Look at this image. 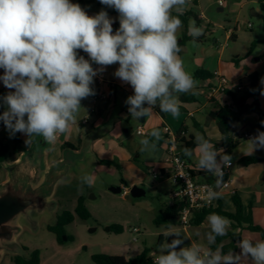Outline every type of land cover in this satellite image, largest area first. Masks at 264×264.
I'll return each mask as SVG.
<instances>
[{
  "label": "clouds",
  "instance_id": "1",
  "mask_svg": "<svg viewBox=\"0 0 264 264\" xmlns=\"http://www.w3.org/2000/svg\"><path fill=\"white\" fill-rule=\"evenodd\" d=\"M100 3L119 13V28L115 32L113 19L106 11L90 16L71 0H0V69H3L0 81L14 90L0 98L6 106L0 121L10 137L23 133L28 137L27 144L37 137L47 144L55 143L59 134L67 133L77 123L81 101L95 94L91 87L94 77L105 66L117 63L114 76L130 84L134 91L125 103L136 120L150 116L157 106L161 112L178 117L180 94H195L197 82L185 70L177 37L182 27L179 17L186 11L189 0H100ZM188 34L195 42L203 35V29L190 19ZM78 50H83L90 59L79 55ZM93 63L101 67L94 69ZM161 138V131L154 128L139 141L140 152H154ZM247 145L250 154L264 149V131L250 137ZM183 152L187 157L193 155L187 148ZM195 152L196 167L216 177L219 186L223 168L231 166V156L216 149L202 135L196 137ZM92 183L93 174H86L81 178L80 188L85 184L91 187ZM218 196L208 188L209 201ZM207 222L208 245L215 243L217 236L227 235L232 223L217 213L209 214ZM163 235L176 238L161 243L159 251L151 254L153 264H242L248 258L254 264H264V240L242 238L237 244L239 254L231 250L224 254L222 247L215 250L199 244L179 247L183 238L178 231H165Z\"/></svg>",
  "mask_w": 264,
  "mask_h": 264
},
{
  "label": "crops",
  "instance_id": "2",
  "mask_svg": "<svg viewBox=\"0 0 264 264\" xmlns=\"http://www.w3.org/2000/svg\"><path fill=\"white\" fill-rule=\"evenodd\" d=\"M71 2L79 3L90 16L104 10L113 19L112 27L119 25V13H109L108 10L115 9L101 4L100 0H71ZM214 10L217 12L214 13ZM189 14L195 17L187 16ZM179 18L182 21V27L177 31L178 43L181 47L179 56L183 59L185 70L192 76L198 70H205L213 75L212 79L196 80L195 94L189 92L194 95L196 102L183 104L180 101L181 111L178 117H173L171 113H164V116H161L157 106L153 108L150 116L136 120L130 114L126 115L129 106L125 101L128 96L134 94L131 85L114 76L119 67L118 63L105 66L104 71L98 72L94 77L91 85L95 94L81 101V109L76 116L77 123L71 125L67 133L59 134L55 143L47 144L42 137H37L27 144L28 137L23 133H17L19 143L13 146L9 141L13 136L10 137L5 126L0 127V147L7 145L18 152L2 167L9 175V179L2 182L3 188L9 184L12 177L23 179L27 177L34 189L48 186L50 195L46 202L59 204L56 199L59 186L70 182V178H73L79 169L81 170L80 165L90 162L89 160L95 157L103 167L106 165H103L101 160L112 162L121 169L122 191L127 188L122 181L126 184L127 180H130L132 185L144 188V179L150 175V172L157 171L162 177H168L170 166L167 159L173 142L193 167L197 180L201 183L215 184L216 177L196 167L198 154L195 149L192 150L191 157L185 156L180 151L182 148L178 144V133L184 129L182 137L187 141L194 138L196 142L197 136L190 130V123H193L199 135L210 142H220L223 139L218 124L227 115L226 108L232 106L233 98L227 93L217 91L219 77L215 73L227 80V92L237 97L248 98L253 83L260 87L264 85L262 83L264 60L259 49L261 42L264 44V0H226L224 7H219L217 0H189L186 11ZM190 19L195 20L196 26L203 29V35L195 42L188 34ZM251 19L256 20L258 32ZM248 24H253L252 29L248 28ZM78 53L85 54L90 59L83 50H78ZM92 66L94 69L101 67L95 63ZM0 75H3V69H0ZM239 87L242 88L241 91H238ZM0 91L5 96L9 91L14 90L7 89L0 81ZM247 103L253 104L254 101L248 98ZM255 104L264 112V95L259 96L258 103ZM3 107L5 111L6 106ZM84 120H87V123H84ZM262 121L264 118L258 114L248 112L232 125L230 136L239 144L229 152L223 148V153L231 156L233 167L227 174L229 187L218 190L217 205L219 206L221 202L223 211L235 213L233 196L237 194L242 200L244 215L250 214L255 225L264 229V149H258L250 154L248 139L245 138L246 135L255 136L258 131H264ZM132 122H135L136 129H133ZM139 127H143L146 135L137 134L136 130ZM165 127L170 128L172 135L164 133ZM154 128H158L162 133L156 150L152 153H141L139 141L148 136ZM159 142H161L160 146ZM245 157H254L259 162L248 167H239V162ZM217 160H220V156ZM171 192H169L170 202L165 204V209L162 211L177 203L172 198ZM188 227L193 228L191 225ZM197 229H199L198 233L187 230L184 235L189 246L205 244V248L225 249L232 243V240L227 238L208 245L206 234L210 231V226L207 221ZM230 231H232V223L228 228V232ZM242 238L262 240L259 234L249 231H242ZM16 245L18 244L14 237L9 246ZM240 251L237 247L236 253L239 254ZM4 252L6 254L5 250ZM5 254L2 253V259ZM14 256L21 255L15 251L11 257ZM242 264H254V262L248 258L243 260Z\"/></svg>",
  "mask_w": 264,
  "mask_h": 264
},
{
  "label": "rangeland",
  "instance_id": "3",
  "mask_svg": "<svg viewBox=\"0 0 264 264\" xmlns=\"http://www.w3.org/2000/svg\"><path fill=\"white\" fill-rule=\"evenodd\" d=\"M216 12L217 10H214V13ZM251 21L256 25L255 29L258 32L256 20L251 19ZM261 43L259 49L264 60V44ZM132 123H134L133 129H136L135 122ZM190 130L196 136L199 135L193 123H190ZM9 141L11 145L16 146L12 138ZM183 150L180 149L181 152ZM89 161L80 165L81 170L79 169L80 171L78 170L73 178H70V182L59 186L56 194L59 204L45 201L42 210L26 206L18 212L17 220L13 222L17 227L15 242L18 245L15 249L14 246H9L11 242L0 244L1 253L5 254L4 250L6 251L0 264H14L11 255L15 251L24 257L38 251L40 264H95L92 256L100 254L133 259L145 249L150 250L151 253L158 252L161 243L165 241L170 243L176 238L173 235L165 237L163 235L165 231L180 232L183 244L179 247L189 246L184 235L187 230L198 233L197 227L167 228L155 222L157 215L165 209V204L170 202L169 192L175 188L170 178L162 177L157 171L150 172V175L144 179V188L142 187L147 197L134 199L130 190L136 185H132L130 180H127L128 183L125 184L127 188L121 193L110 190L113 186L121 187L120 170L101 166L96 157ZM86 174H93V183L91 187L85 184L81 189V178ZM26 178L20 179L26 183L25 188L33 187ZM8 179L7 170L0 169V194L4 189L2 182ZM81 197L85 199V207L91 217L83 220L76 215L75 221L63 229L62 239L67 238V241L60 243L57 235L50 232L48 227L56 225L57 217L61 213L65 211L74 213ZM115 226L122 228L123 232L117 234L113 229ZM135 229L141 233H134ZM201 246L206 247L205 244Z\"/></svg>",
  "mask_w": 264,
  "mask_h": 264
},
{
  "label": "trees",
  "instance_id": "4",
  "mask_svg": "<svg viewBox=\"0 0 264 264\" xmlns=\"http://www.w3.org/2000/svg\"><path fill=\"white\" fill-rule=\"evenodd\" d=\"M109 13H118L116 10H108ZM187 16H194L193 14H189ZM195 17V16H194ZM187 18V17H185ZM119 28V25L115 26L113 28V31L117 30ZM193 78L195 80L202 79V80H208L212 79L213 75L210 74L208 71L205 70H198L193 75ZM262 92H264V85L258 86L255 83L252 84L251 90L249 93L248 98L253 99V104H248L247 99L243 98L241 96L237 97L236 95H233L230 92H225L227 95L232 96L233 98V104L231 107L226 108L227 115L223 117V119L219 122L218 127L223 135V139L220 142H214L216 149H227V151H231L232 149L236 148L239 144L238 141H234L230 136V129L234 123L240 120V118L248 112H253L258 114L261 118H264V112L259 108V106H256L255 103H258V98L261 96ZM3 97V92L0 91V98ZM180 101L183 104H191L196 102L194 95L189 93L180 94ZM4 111V107L2 104V101H0V114H2ZM181 111V109H180ZM158 113L161 116H164V113L160 110ZM2 121H0V127H4ZM197 126V124H196ZM184 129H182L178 133V144L182 149H190L194 150L196 148V142L194 138H191L190 140H185L182 136L184 133ZM13 140L15 143H19V140L17 138V133L13 136ZM212 143V142H211ZM161 145V142H159V146ZM68 146V145H67ZM17 150H12L7 145H2L0 147V169H2L3 165L12 160L15 155H17ZM259 160L254 157H245L243 158L238 166L239 167H248L250 165L258 163ZM101 163L103 165L109 166V167H116L118 170L121 171V169L109 161L101 160ZM163 173V172H162ZM203 175V174H202ZM212 179V178H210ZM217 179H215L216 182ZM228 181L227 176L222 177V181L219 184L220 186L223 185L225 182ZM122 184L125 185V182L122 181ZM233 201L236 205V212L235 213H228L222 210V203H219V206L216 209H210V210H202L199 212H196L194 216L191 219V226L193 227H199L206 223L207 216L211 213H217L221 216L227 217L230 221H232V231L228 232L225 236H217L216 241L219 243L221 240L230 238L232 240L231 245L228 248L223 249V253L226 254L228 251H233L236 253L237 251V243L242 239V231H249L252 233H257L261 236L262 240H264V229L260 226L255 225L253 222L252 216L249 214L247 216L244 215V207L242 204L241 198L235 194L233 196ZM185 202H177L174 205L170 206L165 211H161L159 215H157L155 222L158 225H164L167 228L171 227H177L181 226L179 223L180 215L185 207ZM76 215L80 217L83 220H87L91 217L90 213L85 207V199L81 197L78 201V207L74 213L65 211L58 215L57 217V223L55 226H49L48 230L54 234L57 235V240L60 243L64 242V239H62L63 236V229L67 225L73 223L75 221ZM115 232L117 234H121L123 232V229L115 226L113 227ZM239 232H236L238 231ZM67 241V240H65ZM212 250H215V247H211ZM27 251V250H25ZM151 251L148 249H145L139 256L133 258V259H127L122 256H109V255H93L92 261L95 264H153L154 258L151 256ZM14 264H40V253L38 251H34L30 253L27 257L24 256H14L12 258Z\"/></svg>",
  "mask_w": 264,
  "mask_h": 264
},
{
  "label": "built area",
  "instance_id": "5",
  "mask_svg": "<svg viewBox=\"0 0 264 264\" xmlns=\"http://www.w3.org/2000/svg\"><path fill=\"white\" fill-rule=\"evenodd\" d=\"M217 4L219 7H224L226 0H217ZM252 27V24H248L249 29H252ZM81 56L88 59L85 54H81ZM215 75L219 77V88L217 91L225 93L228 89L227 80L224 77H221L218 73H215ZM241 90L242 88L239 87L238 91ZM126 115H129L128 110L126 111ZM84 123H87V120H84ZM164 133L166 135H172V132L168 127L164 128ZM137 134L141 136L146 135L143 127L138 128ZM252 136L253 135H246L245 138L249 139ZM167 163L170 166L168 178H170L175 185V188L171 192L172 198L176 202L183 201L186 203L181 212L179 223L181 226L188 227L190 226L191 219L196 212L216 209L218 207L217 199L209 201L206 198L208 188L211 187L218 193L219 189L228 188L229 182L227 181L221 186H217V183L211 184L207 182H199L195 176L193 167H191L190 163L181 155L175 142L170 146ZM232 167V162L230 167H224L223 176H227L228 171ZM155 177L157 176L155 175ZM134 233L140 234L141 232L138 229H135Z\"/></svg>",
  "mask_w": 264,
  "mask_h": 264
},
{
  "label": "water",
  "instance_id": "6",
  "mask_svg": "<svg viewBox=\"0 0 264 264\" xmlns=\"http://www.w3.org/2000/svg\"><path fill=\"white\" fill-rule=\"evenodd\" d=\"M258 105V104H257ZM21 178L12 177L7 186L4 187L0 194V244L4 242H11L17 232V227L14 226V221L17 220V215L20 210L26 206H31L42 210L44 203L50 195L48 186L34 189L33 187H26ZM20 180V181H19ZM32 184L30 181H28ZM28 183V184H29ZM110 190L114 193H121L122 188L113 186ZM130 194L134 199H141L147 197L144 189L134 186L130 190ZM67 238H64V241ZM3 243V244H2ZM2 253L0 249V260Z\"/></svg>",
  "mask_w": 264,
  "mask_h": 264
}]
</instances>
